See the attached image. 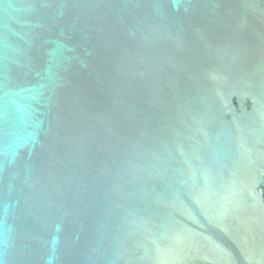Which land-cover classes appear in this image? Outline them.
Returning <instances> with one entry per match:
<instances>
[{
  "label": "water",
  "instance_id": "obj_1",
  "mask_svg": "<svg viewBox=\"0 0 264 264\" xmlns=\"http://www.w3.org/2000/svg\"><path fill=\"white\" fill-rule=\"evenodd\" d=\"M0 264H264V0H0Z\"/></svg>",
  "mask_w": 264,
  "mask_h": 264
}]
</instances>
